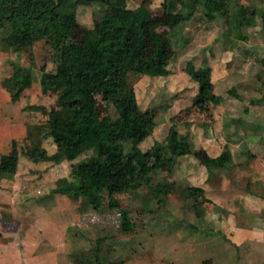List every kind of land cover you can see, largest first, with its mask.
<instances>
[{"label":"rangeland","instance_id":"rangeland-1","mask_svg":"<svg viewBox=\"0 0 264 264\" xmlns=\"http://www.w3.org/2000/svg\"><path fill=\"white\" fill-rule=\"evenodd\" d=\"M142 4L152 18L145 24L146 43L132 65L107 61L77 67L65 58L66 46L109 14L96 2L78 7L72 34L36 40L19 51L3 43L0 31V172L6 171L0 176V264H96L95 253L101 264H172L166 251L187 241L191 222L216 231L211 255L197 253V264H221L216 257L226 254V240L219 217L236 204H246L235 198L240 193L234 182L235 161L245 168L253 163L254 177L264 173V166L255 162L264 157V0H232L227 14L213 19L205 15L201 3L192 17L182 19L174 29L166 23L167 0L127 2L128 7ZM240 6L247 7L248 19ZM158 45L164 49L169 72L150 74L147 63ZM63 59L82 77L118 76L129 85L124 91L117 87L95 93L104 126L124 116L153 118L151 135L137 145L124 134L127 156L137 162L158 138L176 154L173 167L143 174L132 166L118 184L101 189L98 205L73 191L72 174L86 154L56 160L62 143L54 139L51 128L62 115L63 86L42 82ZM13 60L22 65L21 74L28 79L16 99L6 84ZM189 61L213 82L220 100L193 102L199 82L187 68ZM31 149L47 159L26 153ZM15 150L18 155L12 157ZM251 177L248 188L264 196V178ZM107 179L111 182L115 177ZM188 185L203 187L205 195L188 198L183 190ZM38 197L43 199L36 201ZM53 215L57 222L63 216L66 228L59 231V223L52 224L46 242L38 241L32 229L46 230ZM248 219L244 216L240 222ZM259 220L264 222V209ZM260 250L263 258V245ZM231 251L227 250L228 257ZM183 261L175 259L174 264Z\"/></svg>","mask_w":264,"mask_h":264},{"label":"trees","instance_id":"trees-1","mask_svg":"<svg viewBox=\"0 0 264 264\" xmlns=\"http://www.w3.org/2000/svg\"><path fill=\"white\" fill-rule=\"evenodd\" d=\"M231 1L167 0L170 15L166 23L170 29H174L182 19L192 17L201 3L206 7L205 15L213 19L217 14H227L226 11L233 7ZM95 2L109 14L102 21L87 27L79 41L68 44L65 58L70 57L77 67H91L107 61L132 65L146 43L145 24L151 20L152 15L144 4L128 7V0H0L2 41L12 50L19 51L25 44L36 40L70 35L74 32L77 22L78 7ZM246 10L245 6L239 7L244 19H248ZM250 11L252 15L257 14L256 8ZM261 13L264 18V10ZM250 22L247 21V24ZM66 59L60 61L54 71L46 73L47 76H43L42 82L48 81L49 85L56 88L63 86L60 93L62 115L55 120L51 128L54 139L62 143V153L56 160L86 154L77 163L72 174L70 187L73 191L83 194L86 199L98 205L101 189L111 186L112 183L118 184L122 173L132 166H136L143 174L153 168L171 169L176 154L161 139L155 138L137 162L130 159L125 151L123 137L126 135L133 145L144 141L151 135L155 126L153 118L149 121L140 115L124 116L122 121H114L111 125L104 126L95 93L98 90L108 91L117 87L124 91L129 85L118 76L98 78L77 75L70 70ZM167 62L163 47L158 45L147 63V70L150 74L168 73ZM11 64L13 70L6 79V84L11 89L12 98L16 99L27 85L28 79L21 74L22 65L14 60ZM187 68L199 82L193 102L198 104L204 100L215 102L221 99L213 91V82L195 68L193 62L189 61ZM232 92L236 94L233 89ZM26 153L42 160L47 159L44 153L32 149L26 150ZM17 155L18 151H12V157ZM5 173L6 171H1L0 176ZM107 177L115 179L110 182ZM66 188L68 187H64L65 191ZM183 190L188 198L195 200L201 199L206 192L203 187L196 185H188ZM42 199L38 197L36 201ZM189 206L193 207L194 203ZM59 218L57 222L53 215L45 225L46 230H43V227L41 231L32 229V233H35L33 237L46 242L52 224L59 223L56 228L61 230L60 223L64 219L60 215ZM92 256L96 264H101L97 253Z\"/></svg>","mask_w":264,"mask_h":264},{"label":"crops","instance_id":"crops-1","mask_svg":"<svg viewBox=\"0 0 264 264\" xmlns=\"http://www.w3.org/2000/svg\"><path fill=\"white\" fill-rule=\"evenodd\" d=\"M252 161H254V159ZM235 162L237 164V166H235L238 170V174L237 178L234 179V182L237 184L235 187L238 186V189H240V193H237L235 198L236 200L240 199L242 203L244 202L246 204H236L235 207L230 208L232 211L226 210L223 214L221 213L219 217V230L221 232V236L226 240V243H224L226 254L223 253V255L216 258L221 264H262L264 262V256L263 258L261 257L260 248L261 245L264 246V222L259 220V216L261 210L264 209V196L256 194L248 188L250 176L254 177L255 175L253 173V163L245 164L248 165L247 168H245L244 165L242 166L239 164L240 161ZM255 162L263 167L264 157L255 158ZM244 163L246 162L244 161ZM262 177L264 178V173H261L258 177H254V179L256 181ZM244 216H249L250 219H248V221L240 222V220L244 219ZM187 219H184V221L187 222ZM60 227L61 230L65 229L66 222H61ZM213 232V229L210 227H203L201 229L191 222L189 228L186 230L187 241L185 243H179L178 245L174 243L173 245L175 246L168 248L166 251V254L172 261V264H174L175 259L177 262L179 258L184 259V261L180 264H197L200 262V259L196 260L195 255L199 252L202 253L203 251L211 255V240L216 231L214 233ZM31 243L33 244L34 242ZM31 243L29 242L28 244L30 245ZM2 250L3 248L0 247V252H2ZM184 250L186 251L185 253ZM227 250H232L229 253V257ZM234 256H236V258H234ZM12 260L13 259H8L11 263L13 262ZM202 260L205 261L206 259ZM207 260H211V258L208 256ZM14 262L18 261L14 260ZM0 263L2 262L0 261Z\"/></svg>","mask_w":264,"mask_h":264}]
</instances>
